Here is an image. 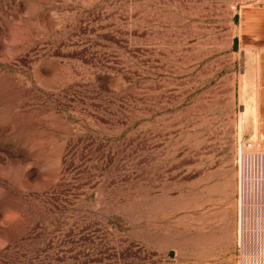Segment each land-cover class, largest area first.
Returning <instances> with one entry per match:
<instances>
[{
    "label": "rangeland",
    "instance_id": "374dc122",
    "mask_svg": "<svg viewBox=\"0 0 264 264\" xmlns=\"http://www.w3.org/2000/svg\"><path fill=\"white\" fill-rule=\"evenodd\" d=\"M257 6L0 0V264H240L236 150L264 152V49L241 26Z\"/></svg>",
    "mask_w": 264,
    "mask_h": 264
},
{
    "label": "built area",
    "instance_id": "2783aa9c",
    "mask_svg": "<svg viewBox=\"0 0 264 264\" xmlns=\"http://www.w3.org/2000/svg\"><path fill=\"white\" fill-rule=\"evenodd\" d=\"M236 244L240 264H264L253 255L264 244V152L236 150ZM256 241V242H255Z\"/></svg>",
    "mask_w": 264,
    "mask_h": 264
},
{
    "label": "crops",
    "instance_id": "0c3cea01",
    "mask_svg": "<svg viewBox=\"0 0 264 264\" xmlns=\"http://www.w3.org/2000/svg\"><path fill=\"white\" fill-rule=\"evenodd\" d=\"M241 26L245 29L243 33L247 35L254 44L262 46L264 49V6L247 9Z\"/></svg>",
    "mask_w": 264,
    "mask_h": 264
},
{
    "label": "bare ground",
    "instance_id": "6f19581e",
    "mask_svg": "<svg viewBox=\"0 0 264 264\" xmlns=\"http://www.w3.org/2000/svg\"><path fill=\"white\" fill-rule=\"evenodd\" d=\"M247 152V151H246Z\"/></svg>",
    "mask_w": 264,
    "mask_h": 264
}]
</instances>
